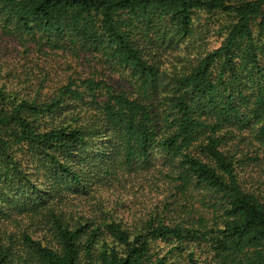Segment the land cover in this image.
Segmentation results:
<instances>
[{
    "label": "trees",
    "instance_id": "trees-1",
    "mask_svg": "<svg viewBox=\"0 0 264 264\" xmlns=\"http://www.w3.org/2000/svg\"><path fill=\"white\" fill-rule=\"evenodd\" d=\"M0 264H264V0H0Z\"/></svg>",
    "mask_w": 264,
    "mask_h": 264
},
{
    "label": "rangeland",
    "instance_id": "rangeland-1",
    "mask_svg": "<svg viewBox=\"0 0 264 264\" xmlns=\"http://www.w3.org/2000/svg\"><path fill=\"white\" fill-rule=\"evenodd\" d=\"M63 63H62V62ZM61 61H55V60H51L50 62H49V64L51 65V66H58V68H55L61 75H62V77H64L65 76V74H69L70 72H73V70H75L76 69V67L75 68H72V66H70V64L71 65H74V64H72V62H68V60H65V59H61ZM74 62V61H73ZM79 66V65H78ZM77 68H81L80 66L79 67H77ZM82 69H83V67H82ZM84 70V69H83ZM53 71V70H52ZM56 71H53V73H52V80L50 81V83H56L59 79L56 77ZM115 80H116V84H119L120 83V79H119V77H118V75H116V78H115Z\"/></svg>",
    "mask_w": 264,
    "mask_h": 264
}]
</instances>
